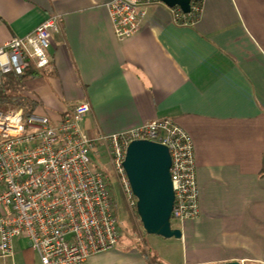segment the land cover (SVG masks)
Masks as SVG:
<instances>
[{
    "label": "crops",
    "instance_id": "0c3cea01",
    "mask_svg": "<svg viewBox=\"0 0 264 264\" xmlns=\"http://www.w3.org/2000/svg\"><path fill=\"white\" fill-rule=\"evenodd\" d=\"M107 1L0 0V47L49 15L60 23L49 65L32 61L27 77L4 74L5 93L34 101L33 110L52 119L88 103L79 126L91 138L176 121L193 141L199 214L178 224L180 238L143 242L175 239L182 264H264V0H202L198 18L184 24L157 2L127 40L114 35ZM154 262L162 264L117 244L86 264Z\"/></svg>",
    "mask_w": 264,
    "mask_h": 264
},
{
    "label": "built area",
    "instance_id": "2783aa9c",
    "mask_svg": "<svg viewBox=\"0 0 264 264\" xmlns=\"http://www.w3.org/2000/svg\"><path fill=\"white\" fill-rule=\"evenodd\" d=\"M160 0H108L114 35L127 40L148 22ZM202 0H190L189 12L171 7L176 23H192ZM57 14L47 16L32 32L12 37L0 47V83L7 73L22 75L34 61L49 65L51 31ZM89 104H76L71 115L51 119L22 108L0 110V254H13V238L22 235L36 264H86L96 253L114 248L120 233L114 205L136 208L123 162L128 144L150 140L170 153L174 192L171 225L199 214L194 147L191 135L176 121L161 118L112 134L91 138L79 126ZM101 147V151H99ZM107 157L111 173L91 155ZM115 189L122 195H116ZM178 227V226H176ZM153 264H159L154 262Z\"/></svg>",
    "mask_w": 264,
    "mask_h": 264
},
{
    "label": "water",
    "instance_id": "95a60500",
    "mask_svg": "<svg viewBox=\"0 0 264 264\" xmlns=\"http://www.w3.org/2000/svg\"><path fill=\"white\" fill-rule=\"evenodd\" d=\"M167 7L178 6L187 13L190 0H160ZM168 148L150 140H133L126 149L123 166L136 197V212L147 234L165 239L180 238L181 229L171 225L174 192ZM218 264H242L233 260Z\"/></svg>",
    "mask_w": 264,
    "mask_h": 264
},
{
    "label": "rangeland",
    "instance_id": "374dc122",
    "mask_svg": "<svg viewBox=\"0 0 264 264\" xmlns=\"http://www.w3.org/2000/svg\"><path fill=\"white\" fill-rule=\"evenodd\" d=\"M34 107L35 106H33V109ZM36 112L47 115L50 118V112H48L47 110ZM51 119L52 118H50V120ZM98 150L101 151V147H99ZM91 159L94 164L103 169L106 175L109 176V174L111 173V165L104 154L101 157L92 154ZM114 193L122 197L117 189H115ZM114 210L117 218L118 230L120 233L118 243L119 246H125L127 244L135 245L146 253L147 258L150 257L154 260L158 258V260L162 264H182L183 253L180 249V246L176 245L177 243H175V239H172L174 240L173 245H153L149 243V241H146L145 243L143 242L144 236L145 238H151L152 235L147 234L142 230V225L137 215L136 208L127 206V204H125L124 202L116 201ZM173 225L178 226V224ZM26 247H28V240L22 235L15 236L13 238V254L11 256H2L0 254V264H23V250ZM155 251L158 254L157 256H155ZM32 255L35 260L36 255L33 252Z\"/></svg>",
    "mask_w": 264,
    "mask_h": 264
},
{
    "label": "trees",
    "instance_id": "16d2710c",
    "mask_svg": "<svg viewBox=\"0 0 264 264\" xmlns=\"http://www.w3.org/2000/svg\"><path fill=\"white\" fill-rule=\"evenodd\" d=\"M27 75H31V72L28 70H25V72L20 75L21 77H27ZM25 105H28V108H26ZM30 106V107H29ZM33 106H34V101L28 99V98H23L20 95H15L11 93H5V90L3 86H1L0 83V110H10V109H17V108H22L24 110L25 114L30 113L33 111ZM106 177V173H103ZM24 254V263L25 264H33L34 263V258L32 255V250L30 247H26L23 250Z\"/></svg>",
    "mask_w": 264,
    "mask_h": 264
}]
</instances>
